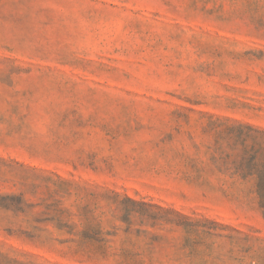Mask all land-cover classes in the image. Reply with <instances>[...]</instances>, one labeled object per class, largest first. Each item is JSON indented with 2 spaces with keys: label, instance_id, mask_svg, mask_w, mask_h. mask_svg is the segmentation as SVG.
<instances>
[{
  "label": "rangeland",
  "instance_id": "rangeland-1",
  "mask_svg": "<svg viewBox=\"0 0 264 264\" xmlns=\"http://www.w3.org/2000/svg\"><path fill=\"white\" fill-rule=\"evenodd\" d=\"M264 0H0V264H264Z\"/></svg>",
  "mask_w": 264,
  "mask_h": 264
},
{
  "label": "trees",
  "instance_id": "trees-1",
  "mask_svg": "<svg viewBox=\"0 0 264 264\" xmlns=\"http://www.w3.org/2000/svg\"><path fill=\"white\" fill-rule=\"evenodd\" d=\"M258 194L260 197V206L264 210V175L259 177ZM256 264H263V263H256Z\"/></svg>",
  "mask_w": 264,
  "mask_h": 264
}]
</instances>
